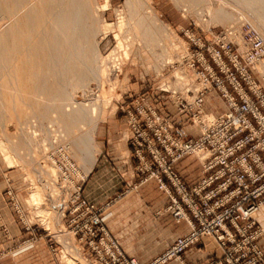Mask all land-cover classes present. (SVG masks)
Segmentation results:
<instances>
[{
  "label": "rangeland",
  "instance_id": "obj_1",
  "mask_svg": "<svg viewBox=\"0 0 264 264\" xmlns=\"http://www.w3.org/2000/svg\"><path fill=\"white\" fill-rule=\"evenodd\" d=\"M254 33L264 37V0H0V264H141L126 254L108 211L135 185L108 200L113 176L88 185L102 143L113 142L128 145L125 159L137 160L134 173L143 181L156 180L143 168H156L149 150H142L145 164L137 157L135 130H145L162 151L155 131L171 121L128 118L105 139L102 129L120 112L137 116L141 106L154 108L156 99L195 107L197 95L161 91L167 77L189 68L190 56L177 59L188 47L198 51L192 34L205 40ZM200 96L208 114L223 111L217 92ZM188 129L187 137L171 135L196 140L191 116ZM172 152H164L170 162L179 154ZM186 157L198 162L183 156L174 171ZM206 242L186 252L203 248L208 264L218 252Z\"/></svg>",
  "mask_w": 264,
  "mask_h": 264
},
{
  "label": "built area",
  "instance_id": "obj_2",
  "mask_svg": "<svg viewBox=\"0 0 264 264\" xmlns=\"http://www.w3.org/2000/svg\"><path fill=\"white\" fill-rule=\"evenodd\" d=\"M192 36L198 51L191 53L188 69L205 85L202 91L218 93L225 108L214 119L204 120L201 90L189 89L188 95H197L195 107L184 103L177 107L190 113L200 131L196 140H175L171 134L177 129L167 121L155 131L164 147L161 151L145 130H135L138 159L145 164L142 150L147 148L156 168H143L170 198L173 216L187 224L185 234L152 264L179 261L191 247L206 241L218 252L208 264H264L258 247L264 237V38L258 33L239 34L241 47L236 34H212L205 40ZM257 62H262V71ZM161 91L185 97L164 86ZM173 147L179 154L170 162L164 152L171 156ZM186 155L196 157L201 166L202 178L195 186L186 184L172 166Z\"/></svg>",
  "mask_w": 264,
  "mask_h": 264
},
{
  "label": "crops",
  "instance_id": "obj_3",
  "mask_svg": "<svg viewBox=\"0 0 264 264\" xmlns=\"http://www.w3.org/2000/svg\"><path fill=\"white\" fill-rule=\"evenodd\" d=\"M155 103L154 108L151 106L148 110L144 108L141 110V106L137 116L132 113L126 115L123 112L114 115L112 121L110 120L102 129L104 139L109 133L120 132L123 129L122 124L128 118L131 122L141 119L149 125H155L160 118L169 119L180 129L172 133L178 137L185 136L187 130L189 131L190 116L167 102L156 99ZM223 106L224 103L221 101L219 109H223ZM102 146L105 150L96 164L88 187L93 185L95 187L96 183L104 182L108 179L107 175L113 176V192L109 191L105 198L108 200L116 194L119 195L125 187L135 185V191L121 193L117 201L108 208L111 212L109 223L110 228L121 240L126 254L137 258L141 264H149L172 245L187 226L184 221L179 223L173 217L171 201L165 192L159 189L157 181L154 179L143 181V176L134 173L138 162L135 159L132 161L125 159L126 153L131 150L128 145L113 142L107 145L102 143ZM175 170L188 185H196L202 178L199 163L191 157L177 162ZM259 245L264 250V239L259 241ZM209 259L210 254L196 246L186 252L182 260L170 261L167 264H204Z\"/></svg>",
  "mask_w": 264,
  "mask_h": 264
},
{
  "label": "bare ground",
  "instance_id": "obj_4",
  "mask_svg": "<svg viewBox=\"0 0 264 264\" xmlns=\"http://www.w3.org/2000/svg\"><path fill=\"white\" fill-rule=\"evenodd\" d=\"M192 38L196 39V37H194V36ZM236 41L238 42V44L241 45V47H243V43L241 41V37L239 36V34H236ZM186 44L188 45V43H186ZM183 53H185V54L179 55L177 60L181 61L185 57H189V56L191 57V52L189 50V47L184 49ZM257 66H258L259 70L262 71V62L260 64H258V62H257ZM171 77H173V78H171ZM169 78L168 77L166 78V79H168V82H165L166 84H164V88L167 90H170L173 94L176 92H182V93L186 92V94H187L188 93L187 91L189 89H196V90L202 91V89L205 88V85L202 82L198 83V81L193 77V72L190 69H183L182 71L178 70L177 72L174 73V75L170 76ZM190 99H191V101H193L194 98H190ZM194 103L195 102H193V104ZM224 108H225V106H224ZM207 114L204 116V120L206 117H209L210 120H212L216 117L214 114H208V115ZM34 201L36 204H39L42 201V196L40 194L35 195Z\"/></svg>",
  "mask_w": 264,
  "mask_h": 264
}]
</instances>
